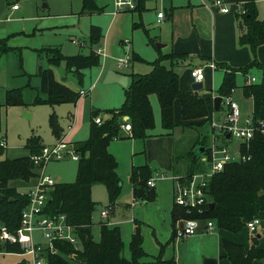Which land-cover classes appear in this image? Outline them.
<instances>
[{"label": "trees", "instance_id": "obj_1", "mask_svg": "<svg viewBox=\"0 0 264 264\" xmlns=\"http://www.w3.org/2000/svg\"><path fill=\"white\" fill-rule=\"evenodd\" d=\"M146 0H138L135 11L139 14L144 8ZM226 3H241L243 11L240 13L245 32L239 36L241 45L249 46L253 59L246 65L235 68L227 63H217L216 67L223 69V76L218 87L217 95H231L236 87V74L242 72L245 76L249 68L257 67L264 72V62L256 58V49L264 44V21L258 18L256 0H224ZM82 10L88 12H101L94 0H82ZM139 26V25H136ZM101 39V31L97 26L90 30L89 45L97 44ZM149 38V42H154ZM2 42V41H0ZM48 63L57 66L65 63L67 71L82 77V70L97 66L99 56L90 50L89 54H76L64 56L58 48H48ZM179 56V55H178ZM174 53H158L155 60L150 62L151 70L147 73H130V82L124 90V99L121 106L110 109H92L90 111L89 136L84 141L74 142V149L79 155L77 160L76 177L73 182L56 183L49 192L46 211L50 214H65L69 223L76 227V232L82 244L81 250H76L70 244L55 243L62 253L70 255L78 264H138L139 259L145 255L142 248L143 236L138 222L129 242L130 258L123 256V241L117 226H108L100 221L99 239L93 240L91 235V215L97 202L91 198V187L97 182L105 185L107 192V206L113 207L121 193L122 181L117 175V161L107 150L112 139L119 135L122 117L128 116L131 131L130 138L146 139L153 136L149 133L154 128V114L150 102V95L156 94L161 126L166 135L172 134L177 126L192 127L211 121L214 114L213 98L202 97L197 91L182 90L179 86V74L172 66H165L163 60L175 61ZM133 60H142L137 55H132ZM41 79L39 90L44 97L37 94L33 103L56 105L61 103H75L79 98V91H74L64 83L55 79L51 68L37 69ZM242 85V93L252 99L251 117L264 121V82L247 83ZM0 89V117L2 106L23 105L22 88ZM3 99V101H1ZM180 105V121L174 120V102ZM221 108L219 105L218 110ZM101 113H106L103 117ZM101 117L100 123H95L94 117ZM197 119H202L197 122ZM52 135L58 139L62 136V128L58 118L51 113L48 118ZM1 130V119H0ZM204 141H197L199 146H204ZM45 144L39 135L32 134L26 139L24 148L27 155L9 158L4 156L0 160V193L4 198L0 201V222L10 230H15L20 223L21 209L27 204L26 194H21L18 188L11 186L10 181L19 179L29 183L35 175L31 156L40 151ZM239 153L247 158L245 160L231 161L216 173L209 181L207 192L210 208L207 204L203 214L187 215L183 209L173 205L171 210L172 226L177 219L192 216L203 220H213L218 228L231 232H238L246 226L247 221L261 211H264V132L256 130L248 144L239 145ZM0 154L4 149L0 147ZM199 154L192 151L187 165V175L198 171L201 166L197 163ZM151 177L148 165L133 166L129 175L132 183L133 196L145 201L155 199L154 188L147 185ZM225 257L231 264H249L255 258H264V249L251 246L247 251L239 244L225 241L223 243ZM18 253V245L0 244V250ZM17 264H26L25 262ZM47 264H70L60 254L50 255ZM165 264H174L172 260Z\"/></svg>", "mask_w": 264, "mask_h": 264}, {"label": "rangeland", "instance_id": "obj_2", "mask_svg": "<svg viewBox=\"0 0 264 264\" xmlns=\"http://www.w3.org/2000/svg\"><path fill=\"white\" fill-rule=\"evenodd\" d=\"M95 1L97 6L103 9L102 12L83 11L82 0H8V4H6V1L4 2V11L0 13V41H2L0 42V89L4 91L10 88H22L24 101L23 105L1 107L0 141L3 138L5 139V156L14 158L27 155V150L24 146L26 139L32 134L39 135L45 145L55 143L56 138L52 135L48 123L51 113L57 116L59 125L63 130L62 133L67 131L68 116L75 113L76 122L67 141L73 143L86 140L89 136L91 108L104 110L121 106L124 99V90L130 82L128 74L132 72L141 74L149 72L151 64L148 62L155 60L158 53L167 51V49L160 47L159 44L164 43L163 39H166V41L170 40V19H167L161 25L155 23V3L153 0L145 1V7L140 14L138 11L132 10L119 11L115 15L109 13V11L113 10V0ZM204 1H208L209 4L212 2L211 0ZM201 2L202 0H157V10L179 9L175 14L176 20L177 23H181L183 26L186 23H190L188 14L190 12L185 7L187 5L200 4ZM13 3L19 6V10L10 13V4ZM212 5L211 7H213ZM235 5V3H226L230 10ZM256 6L260 20L264 21V0H256ZM214 9L213 7L211 12L216 14V9ZM199 16L195 12L192 14L194 19ZM204 16L205 22H211L212 15L210 13ZM92 26L99 27L101 31V39L97 44L92 45V51L101 46L104 47L106 54L104 56L102 54L99 55V64L97 66L83 69L81 71L82 77L79 78L77 74L66 70L64 62H61L58 66H50L48 64V52H46L48 48H58L64 56H72L79 53L89 54V37ZM155 36H160V38L158 37L154 42H149V38H154ZM73 41H76L77 44ZM247 47L249 48V46ZM124 48H127V52L131 56L137 53L145 61H133L129 69H118L114 60L117 57L113 58L112 55L116 51L119 54L118 57H123L125 55ZM255 55L259 60L257 49ZM105 56L107 57L104 59ZM191 58L186 60L184 64L174 67V70L179 74L180 85L189 89H191L193 83L192 79L190 81V69L197 65L196 58ZM252 59L253 55L251 56ZM39 65L44 68L51 67L55 79L65 82L74 91H78L81 88L90 89L88 95L80 97L76 103L78 104L77 112L75 111V105L71 103H61L53 106L33 103V99L37 94L42 97V92L38 89L40 77L37 74V68ZM202 67L204 78L202 80V88L197 90V92L201 96H216L222 80L223 69H214L205 63L202 64ZM233 67L239 68L238 66ZM117 77L120 81H116ZM252 77L254 78L253 83L264 82V72L257 67L249 68L246 76L242 72L236 74V87L232 91V98L237 101L242 118H244V115L251 114V103L243 95L242 85L245 84V78L250 79ZM109 82H112L113 85L107 84ZM150 102L155 126L149 133L155 136L162 135L164 129L161 126L160 109L156 94L150 95ZM176 108L177 112H174V119L175 122H179L178 102L174 104V109ZM225 112L226 106L221 103V108L213 114L214 121L221 123ZM101 114L103 117L107 115L106 113ZM210 122L206 121L201 125L192 127L177 126L172 130V136L170 137L174 144L175 164L180 167L181 171H184L182 169L184 162L188 165L192 151L196 150L198 146L197 141L202 142L205 140L204 145L206 147L210 144L213 132ZM214 132L218 134L217 130ZM124 133V130L119 131L118 139H112L107 146L109 152L112 149L115 150V154H112L117 161L116 172L122 181L121 193L116 200V205L114 204L116 219L124 218L120 216L123 211L122 206L132 199L129 174L131 156L133 154L134 164L139 162V164H145L147 162L151 175H153L154 170L159 171L154 175V180L159 175L164 176V173L166 176L172 173L170 170H165L160 163L162 159L158 156V151L163 142L154 141L149 146L145 144L140 147L145 139L135 138V141L139 143L138 148L132 147L131 149L130 143L134 144L135 141L129 142L125 140L123 137ZM128 135L129 133H126V136ZM221 140L220 138L217 143H221ZM226 140L228 141L226 145L228 151L232 155H237L238 140L234 138ZM199 161L200 159L198 158L197 163L201 166L200 169L207 167L206 163ZM76 168L77 161L72 159L49 161L46 164L45 172L51 175L56 183L73 182L76 177ZM10 185L18 188L21 193L26 192L24 183L19 179L11 180ZM91 198L97 202L91 215V235L93 240L97 241L100 230L99 223L101 221L100 210L107 206L108 203L106 188L102 182L92 185ZM126 215L129 216V212ZM103 221L106 220L103 219ZM118 228L124 244V255L129 256V224L121 222ZM34 236L40 239V234L34 233ZM41 242L44 243V240L41 239ZM77 246L79 250L82 249L81 241L76 243ZM60 255L70 264H78L72 259V255L62 252ZM28 260L29 257L27 255L19 253L0 254V264H17Z\"/></svg>", "mask_w": 264, "mask_h": 264}, {"label": "crops", "instance_id": "obj_3", "mask_svg": "<svg viewBox=\"0 0 264 264\" xmlns=\"http://www.w3.org/2000/svg\"><path fill=\"white\" fill-rule=\"evenodd\" d=\"M5 1H6V4H8V0H0V13L4 11ZM153 1L155 3L154 4L155 5L154 7L155 23L158 25H161L164 21H166L167 19H170V26H171V33L169 34L170 40L166 41V39H163L164 43L159 44V45H161L160 47L167 49L166 52L164 53L161 52L162 54L174 53V55H176L175 57L176 62H174L173 64V61L171 62L170 60H163L162 63L165 66L167 67L172 66L173 68L178 65L180 66L184 64L186 60L192 59L191 57L196 58L197 65H195L194 67L202 66L203 63H205L207 66L210 67L209 64L212 62L215 64V66L217 63L223 62V63H227L228 65L232 67L233 66L242 67L251 61V56H252L251 50L247 47V45H241L238 42L239 36L242 35L246 29L245 25L243 24L242 18L240 16V13L243 11L241 3H235L236 5L233 6L234 8H232L231 10L229 9L227 12L219 11L217 7L212 5V2L209 4L208 1H204V0H202L200 4L187 5L185 8L186 10H189L190 12L188 13L189 18H190V23H186L182 26L181 23H177L176 15H175L179 11V9H174V8L169 9V10L167 9L163 10L165 17L161 22H158L157 17H156V13L159 11L157 10V0H153ZM13 4H16V3H13ZM13 4H10V8H9L10 13L12 11L19 10V6L16 9H13L12 8ZM211 5L216 9V14H213L211 12L213 9ZM236 10H238V12H236ZM102 11L103 9H101V12ZM111 12L112 11H109V13ZM194 12L200 15L196 19L192 17V14ZM207 13H210L212 15L211 22L209 23L205 22L204 15ZM161 29H160V32H161ZM155 37H154V40H157L158 37L160 38V36H155ZM101 48H103V53L104 55H106L104 51V47H101ZM91 49L92 47H90V50ZM124 51L125 53H128L127 48H124ZM95 53H96V50H95ZM257 54H258V57H260L259 61L264 62V55H263L264 54V44L260 45L257 48ZM118 56L119 54L116 51H115V54L112 55L113 58L115 57L119 58ZM106 57L107 56H105L104 59ZM116 59H114L115 66H117ZM133 61L143 62L145 60L143 58L142 60L131 59L129 66L127 68H123L120 70L129 69L130 66H132ZM148 63L150 64V62ZM48 68H51V67H48ZM129 79H130V76H129ZM191 79L192 77L190 78V81ZM116 81H120L118 77ZM40 82H41V79H40ZM62 83L65 84V82H62ZM107 84H112V82H109ZM65 85L69 87L68 84H65ZM179 86L182 90H192V89L186 88L185 86L180 85V78H179ZM85 91L86 93L81 96L79 95V98L83 96H87L88 93L90 92V89H87ZM1 97H3V91L1 92ZM42 97H44L43 93H42ZM202 97L213 98L215 97V95L202 96ZM231 97H233L232 93H231ZM247 99H249L251 103V112H252V99L251 98H247ZM78 100L75 103H71L75 105L76 112L78 111V108H77L78 104H76ZM176 102L178 101H175L174 104ZM92 109L94 108H91V110ZM174 110H175L174 112H177V108ZM178 110L180 114L179 102H178ZM249 115L251 114L244 115V117L249 116ZM68 117H69L68 118L69 121L66 126L67 131L63 133L66 140L68 136L71 134V131L75 125L76 114L73 113L72 115H69ZM201 120L202 119H197L196 121L200 122ZM124 132L125 133L123 134V137L125 140L129 142L132 140L135 141V138H130L129 136H126V133H129V132L127 131H124ZM153 136H150L146 138L145 140H143L142 141L143 143H141L140 147L145 144L149 146V144L154 141L160 142V143L163 142V144L160 146V149L158 151V156L160 157V159H162L160 163L164 167L165 170H170L172 171V173L169 176H166L164 173V176L159 175L157 176V179L154 180V186L152 188L155 189L154 191L157 190V192H155L156 196L154 200L145 201V200L134 197L132 193L131 201L122 206L123 211L121 212L120 216L124 217L123 219L115 218L116 216L115 215V205L116 204L113 205L112 209L110 210L109 216L106 217L105 219L106 221H103L102 217L100 219L101 221L106 222L108 226L117 225L118 227L119 223L127 222V224H129L130 236L134 230L135 223L138 222L140 224L141 232L143 236L142 248L145 252V255L139 259L138 264H165L166 261H169V260H172L174 264H203L204 257L215 258L216 264H231L230 260L227 257H225V250L223 248V243L225 241L239 244L243 247L245 251H247L251 246L264 249V233H262V231L264 230V211H261L257 214V216L259 217V224L257 225L256 230L254 232H250L246 227L242 228L238 232H231L226 229L218 228L216 225L212 230L206 231L204 228L205 221L201 219L200 226L193 235L187 236L185 238L175 237L174 235L175 223H174V226H172V222H171V210L174 205L173 203L174 177L186 175L187 164L186 162H184L182 166V169L184 171H181L180 167H178L177 164H175L174 144H173L172 138L170 137L172 136L171 134L170 135L159 134L155 137ZM227 143L228 141H224L223 144L227 145ZM130 145H131V149L132 147L138 148L139 143L135 141L134 144L130 143ZM110 151H111L110 152L111 154L112 153L115 154L114 152L115 150L112 149ZM133 155L131 156L130 169H132L133 166H141L145 164L149 165L147 162H145V164H139L140 162L138 164H134ZM4 156L5 155L3 154V157ZM158 172H159L158 170H154L153 175H151L150 178H154V175H156V173ZM31 183L32 181L29 183H24V186L26 187L30 185ZM130 185H131L130 187L132 190L131 182H130ZM157 185H158V188H157ZM128 212H129V216L131 215L130 218L128 215H126ZM130 236H129V239H131ZM130 255H131L130 251H129V256L124 255V246H123V256L126 259H129ZM249 264H264V258H255Z\"/></svg>", "mask_w": 264, "mask_h": 264}, {"label": "built area", "instance_id": "obj_4", "mask_svg": "<svg viewBox=\"0 0 264 264\" xmlns=\"http://www.w3.org/2000/svg\"><path fill=\"white\" fill-rule=\"evenodd\" d=\"M138 0H113L112 14L115 15L119 11L135 10ZM212 4L221 12H227L229 8L226 6L224 0H213ZM17 4H13L12 8L16 9ZM157 21L161 22L165 14L162 10L156 13ZM77 44L76 41H73ZM98 55L103 53V48L96 49ZM129 53H125L123 57L116 59L117 68H127L131 61ZM210 67L216 68L212 62ZM190 76L193 82H201L204 78V70L202 66L193 67L190 70ZM254 78H247V82L251 83ZM85 90L80 89L79 95H84ZM223 103L226 106V112L223 115L221 123H216L211 117L210 126L213 130L210 144L204 153L199 154L198 158L201 162L207 164L206 168L194 171L191 174L174 177L173 186V203L185 211L187 215L203 214L207 204H209V197L207 187L211 178L220 172L224 165L231 161L245 160L247 157L239 153L232 155L224 141L226 139L234 138L241 143L248 144L253 137L256 130L264 132V121L255 120L251 115L244 118L241 117V111L238 103L231 97V95L221 96ZM95 123L101 122L99 115L94 117ZM120 129L130 133L131 125L128 116L122 117ZM215 130L218 134H215ZM221 143H217L219 139ZM6 143L3 138L0 141V147L5 148ZM3 155L0 154V160ZM64 159H72L77 161L79 159L78 153L74 149V144L68 142L62 134L55 143L44 145L40 151L31 156L33 162L35 175L32 183L26 186L27 204L21 209V217L19 226L15 230H10L4 223L0 222V244L18 245L19 254L27 255L29 260L26 264H47L48 256L60 254L61 251L56 247L55 243H66L79 250L76 243L80 241L76 232V227L69 223L65 214H50L46 211V203L49 192L54 188L56 182L51 175L46 174V164L49 161H58ZM199 161V162H200ZM147 185L154 186V178L147 180ZM1 187V182H0ZM111 206H105L101 209L100 215L102 219L109 216ZM205 222V230L210 231L215 227L213 220L207 219ZM201 218L185 216L179 218L175 222L174 235L176 238H185L193 235L199 228ZM259 224V217L254 216L247 221L246 228L250 232L256 230ZM34 233L40 234V239L34 236ZM44 240V243L41 242ZM15 252H8L4 249L0 250V254H11ZM70 255H74L71 253Z\"/></svg>", "mask_w": 264, "mask_h": 264}, {"label": "water", "instance_id": "obj_5", "mask_svg": "<svg viewBox=\"0 0 264 264\" xmlns=\"http://www.w3.org/2000/svg\"><path fill=\"white\" fill-rule=\"evenodd\" d=\"M161 46V45H159ZM202 88V83L201 82H194L191 85V89L194 91H197L199 89ZM222 101V97L220 95H216L215 97H213V105H214V110L217 111L219 108V105L221 104ZM206 151V148L204 146H197L196 150H195V154H201L204 153ZM4 198V195L2 193H0V201ZM209 207L212 208L213 207V203H209ZM262 233H264V230L262 231ZM203 264H216V259L215 258H210V257H204L203 258Z\"/></svg>", "mask_w": 264, "mask_h": 264}]
</instances>
